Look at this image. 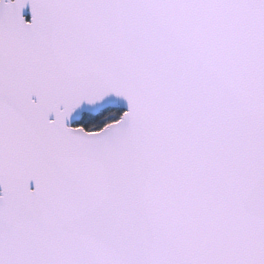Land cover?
I'll use <instances>...</instances> for the list:
<instances>
[{
    "label": "snow or ice",
    "instance_id": "snow-or-ice-1",
    "mask_svg": "<svg viewBox=\"0 0 264 264\" xmlns=\"http://www.w3.org/2000/svg\"><path fill=\"white\" fill-rule=\"evenodd\" d=\"M0 264H264V0H0Z\"/></svg>",
    "mask_w": 264,
    "mask_h": 264
},
{
    "label": "water",
    "instance_id": "water-1",
    "mask_svg": "<svg viewBox=\"0 0 264 264\" xmlns=\"http://www.w3.org/2000/svg\"><path fill=\"white\" fill-rule=\"evenodd\" d=\"M25 15L27 16V15H28V13H27V12H25Z\"/></svg>",
    "mask_w": 264,
    "mask_h": 264
}]
</instances>
